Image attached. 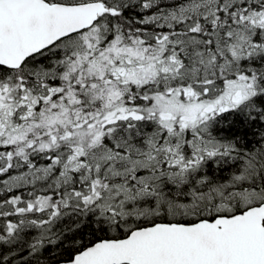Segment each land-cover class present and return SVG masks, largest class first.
Returning <instances> with one entry per match:
<instances>
[{"label":"snow or ice","instance_id":"snow-or-ice-1","mask_svg":"<svg viewBox=\"0 0 264 264\" xmlns=\"http://www.w3.org/2000/svg\"><path fill=\"white\" fill-rule=\"evenodd\" d=\"M0 264H264V0H0Z\"/></svg>","mask_w":264,"mask_h":264}]
</instances>
